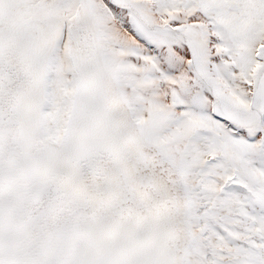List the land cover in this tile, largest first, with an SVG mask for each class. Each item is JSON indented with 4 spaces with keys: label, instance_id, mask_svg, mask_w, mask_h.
<instances>
[{
    "label": "snow or ice",
    "instance_id": "snow-or-ice-1",
    "mask_svg": "<svg viewBox=\"0 0 264 264\" xmlns=\"http://www.w3.org/2000/svg\"><path fill=\"white\" fill-rule=\"evenodd\" d=\"M0 264H264V0H0Z\"/></svg>",
    "mask_w": 264,
    "mask_h": 264
}]
</instances>
